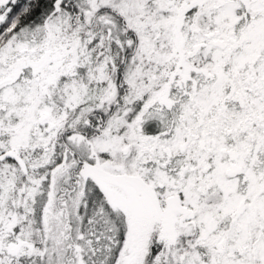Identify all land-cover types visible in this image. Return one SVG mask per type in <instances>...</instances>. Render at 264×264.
<instances>
[{
	"label": "snow or ice",
	"instance_id": "6c2138e0",
	"mask_svg": "<svg viewBox=\"0 0 264 264\" xmlns=\"http://www.w3.org/2000/svg\"><path fill=\"white\" fill-rule=\"evenodd\" d=\"M0 264H264V0H0Z\"/></svg>",
	"mask_w": 264,
	"mask_h": 264
}]
</instances>
